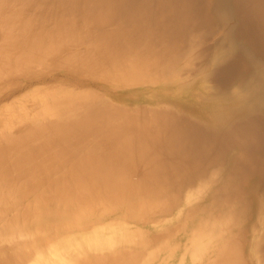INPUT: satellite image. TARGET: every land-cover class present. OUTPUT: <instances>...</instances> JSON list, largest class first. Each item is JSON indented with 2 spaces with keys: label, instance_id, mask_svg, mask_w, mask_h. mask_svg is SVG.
Returning a JSON list of instances; mask_svg holds the SVG:
<instances>
[{
  "label": "bare ground",
  "instance_id": "1",
  "mask_svg": "<svg viewBox=\"0 0 264 264\" xmlns=\"http://www.w3.org/2000/svg\"><path fill=\"white\" fill-rule=\"evenodd\" d=\"M0 264H264V0H0Z\"/></svg>",
  "mask_w": 264,
  "mask_h": 264
}]
</instances>
